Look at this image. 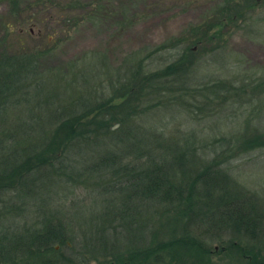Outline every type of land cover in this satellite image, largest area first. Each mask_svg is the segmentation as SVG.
<instances>
[{
  "label": "trees",
  "instance_id": "1",
  "mask_svg": "<svg viewBox=\"0 0 264 264\" xmlns=\"http://www.w3.org/2000/svg\"><path fill=\"white\" fill-rule=\"evenodd\" d=\"M9 1L14 10L17 9L11 12L20 15L21 0ZM102 1L70 0L71 16L67 19L77 24H102L98 18ZM217 6L219 9L211 19V30L207 26L204 30L193 29L198 36L192 39L197 38L195 45L207 39L212 42L222 29L242 17L238 16L242 10L238 1L224 0ZM127 10L124 7L122 18L115 23L121 30L133 22L127 17ZM214 27L217 29L211 33ZM54 35L55 32L51 38ZM49 48L18 52L0 50V203L5 205L1 207L7 212L0 220L15 217L13 223L17 227L16 217L22 216V212H14L18 206H13L12 198L21 200L25 207L42 192L44 177L48 180L53 176L60 177L75 186L82 181L94 180L98 181L94 187L98 196L94 198L105 206L102 222L98 223L100 231L95 238H90L87 231L78 236L50 214L37 223L43 231L25 229L0 233V264H54L57 251L51 241L69 245L70 239L72 242L78 240L77 244L88 253L95 251L109 256V263L165 264L169 259H179L180 264H213L212 256L216 251L209 242L220 240L221 231L232 234L229 242L239 248L241 256L254 264H264V212L256 210L251 197L235 194L234 180L222 164L225 158L264 147V129L252 127L250 122L248 129L236 133L212 134L211 163L188 174L184 166L194 164L199 151L208 146L191 136L180 139V131L169 135L170 131L163 127L143 131L136 120L150 114L160 115L161 111H171L172 107L197 119L202 110L209 107L208 100L222 104L236 95L246 94V86H250L251 95L261 99L264 78L255 79L251 85L225 83L222 79L202 86L191 85L193 80L189 85L186 73L195 63L194 52L190 54L186 48L180 57L154 70L137 51L132 57L124 58L122 66L108 77L107 88L110 89L107 91L88 92L87 86L93 78L88 74L87 78L81 76L84 88L79 90L80 94L75 95L74 80L70 81L71 87L66 81L59 84L57 88L63 87L64 93L56 89L46 93L45 89L50 87L42 80L44 71L40 62L53 51ZM89 58L97 61L96 55ZM97 86L100 85L92 90L95 91ZM199 98L203 100L202 104ZM89 111L94 115L89 117ZM14 113L18 120L11 124L9 119ZM22 113L25 115H18ZM21 119L27 121L19 123ZM48 124L54 127H47ZM107 136H113L109 138L110 142H107ZM114 141L132 149L130 162L122 161V152L126 150L121 147L120 153L113 149V145L118 144ZM79 142L89 145L88 150L93 154L91 159L86 157L80 162L74 156L70 160L71 146L81 144ZM142 152L144 159L140 157ZM52 181L59 182L57 179ZM142 208L145 214L151 211L164 216L172 212L184 216L198 225L195 227L200 233L195 234L189 228L179 229L175 224L171 228V220L162 227V220L158 219L160 224L157 226L153 221L147 239L143 240L141 235L137 240L131 236L129 240H119L126 230L128 233L133 230L131 227L137 223L134 217L138 219ZM59 210L62 209L58 207L56 211ZM26 212L27 209L24 214ZM129 224H132L130 228L123 229ZM206 234H211V238L204 237ZM115 254L122 259L115 258ZM68 261L73 263L71 259Z\"/></svg>",
  "mask_w": 264,
  "mask_h": 264
},
{
  "label": "rangeland",
  "instance_id": "2",
  "mask_svg": "<svg viewBox=\"0 0 264 264\" xmlns=\"http://www.w3.org/2000/svg\"><path fill=\"white\" fill-rule=\"evenodd\" d=\"M94 1L96 0H82V3H93ZM223 1L103 0L98 13L102 24L92 26L88 23L77 24L67 19L71 16L68 9L70 0H21L19 1L20 15L11 12L17 11V9L14 10L11 1L0 0V50L8 49L11 52H18L35 49L36 51L50 47L49 51H53L40 62V67L44 71L42 80L47 81V85L50 87L45 89L46 93L51 92L50 89L64 93L63 87L57 88L59 84H63L65 81L70 83L71 80H74L73 86L76 87L75 91L77 92L73 90L72 92H75V95L80 94L79 90L84 88L82 77H86L88 74L93 76L91 83L88 84L90 86H87L88 92L96 93L98 90V93H101L103 89L106 91L110 89V87L107 88L108 77H111V74L122 66L123 59L132 57L137 51L146 58V61L151 65L150 68L156 70L180 57L186 48L190 54L194 52L192 56L195 60L194 65L188 67V70L192 68L188 71L192 77L188 72L186 73L189 85L193 80L194 84L191 85L202 86L210 85L212 81L219 79L225 80V83L228 81L229 83L251 85L255 79L258 81L260 78H264V0H235L242 5V10L238 15H242L240 19L222 29L219 37L212 42L207 39V41L204 40L195 45L198 41L197 38L192 40L198 37L194 34L193 29L204 30L207 26L211 30V19H214V14L219 9L217 5ZM124 7L128 9L127 17L130 22H133L121 30V28L115 27V23L122 18L121 11H124ZM63 11H65L64 14H61ZM216 29L214 27L211 33H214ZM54 32L55 35L51 38V34ZM182 38H185L186 41ZM180 39L181 42L178 43ZM91 55H96L97 61L90 59ZM123 73L124 70L121 74ZM92 85L100 86H97L98 88L94 91ZM246 88V94H241L240 97L236 95L222 104L217 103L218 101L208 100L209 107L207 110L203 109L197 119L172 107L171 111H161L160 115L150 114L136 120H138L141 130H147L146 132L151 128L163 127L170 131L169 135L171 132L180 131V139L191 136L192 139L203 141L208 148L199 151L200 155L195 158L194 164L184 166L188 174H193L197 172L198 168L202 169L211 163V156H213L210 146L212 134L236 133L246 127L248 129L250 122H252V127L264 129V102L260 101L264 100V96L258 99L251 95L253 93L250 91V86H246ZM66 94L69 95L70 92ZM199 101L201 104L203 103L202 99ZM88 114L89 117L94 115L93 111H89ZM18 115L22 117L25 113ZM30 117L32 118V116ZM15 120L18 119L14 113V116L13 114L10 116L9 121L13 124ZM20 121L25 123L27 119H21L19 123ZM47 127L54 126L48 124ZM36 131L39 133L38 128ZM103 138L101 137V139ZM106 138L107 142H110L109 138H113V136ZM117 143V145H113V149L124 148L126 152H122L124 155L122 161L130 162L132 159L129 154L132 149L126 148L128 145L123 146L119 145L120 142ZM73 145L71 146L73 148L70 160L74 156H77L75 159L80 162L92 158L93 154L90 152L91 150H88V144ZM130 147L132 148V145ZM101 148L107 149L108 152L111 151L103 145ZM119 152L121 153V151ZM141 156L144 159V152L140 154ZM228 156L230 155L227 154ZM199 158H203L205 163ZM222 164L234 180L235 194L251 197L250 200L257 208L256 210L264 212V147L236 157L225 158ZM43 172L46 173V171ZM52 179H57L59 182H53ZM44 180L40 195L35 196L25 207L21 200L12 198L13 206H18L14 212H22V216L16 217L17 227H15L16 223H13L16 221L15 217L1 219L0 233H13L14 230L22 232L25 229L43 231L44 228L37 223H40L43 217L46 218L52 214L59 218L66 227L72 228L74 233L77 232L78 236L83 231H87L90 238H95L100 231L98 223L102 222L101 213L105 208L100 200L94 198V196H98L94 192L98 181H82L83 183H79L81 185L75 186L56 176L51 177V180L44 177ZM99 197L101 196L99 195ZM2 205L4 204L0 203V216L7 213L6 208L1 207ZM58 207L62 209L59 210L60 212L56 211ZM247 208H249L248 205ZM26 209L27 212L24 214ZM177 215L169 212L163 216L157 213L152 214L151 211L145 214L144 208H142L138 219L135 220L134 217V221H137L134 227L132 224L123 227L124 229L132 226L133 230L129 233L126 230L120 235L119 240H129L130 236L137 240L141 235L143 240L147 239L150 236L153 221L157 226L160 224L158 219L162 220V227L168 225L167 220H171L173 222L170 223L171 228L176 225L179 229L189 228L195 234L200 233L196 228L198 225L194 221ZM170 227L167 229L169 230ZM118 229L120 228L118 227ZM179 229L178 231H180ZM221 233L220 240L209 242L210 245L212 244L213 250L216 251L212 256L213 264H254L240 255L239 248L233 246V242H229L232 238L230 232L221 231ZM204 237L211 238V234H206ZM68 241L69 245L51 241L57 251L54 264H116L115 262L109 263L111 258L102 252L88 253L86 250L84 251L77 244L78 240L72 242L70 239ZM243 241L245 240L243 239ZM117 257L122 259V256L115 254V258ZM69 259L73 260V263L69 262ZM165 264L180 263L179 259H169ZM199 264H204V262Z\"/></svg>",
  "mask_w": 264,
  "mask_h": 264
}]
</instances>
